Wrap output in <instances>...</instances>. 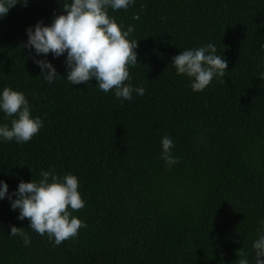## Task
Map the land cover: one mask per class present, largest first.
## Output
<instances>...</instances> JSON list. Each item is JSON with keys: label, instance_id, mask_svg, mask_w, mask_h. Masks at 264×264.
I'll return each instance as SVG.
<instances>
[{"label": "trees", "instance_id": "16d2710c", "mask_svg": "<svg viewBox=\"0 0 264 264\" xmlns=\"http://www.w3.org/2000/svg\"><path fill=\"white\" fill-rule=\"evenodd\" d=\"M18 2L0 20V90L23 92L44 126L30 142H0V181L11 193L41 170L74 174L85 206L72 215L86 227L57 246L0 200V264H238L241 248L253 259L264 221V0H135L110 9L138 42L130 86L145 95L124 104L95 80L72 86L65 57L22 47L26 29L50 24L66 0ZM208 43L228 70L194 92L171 61ZM33 57L60 77L48 84ZM4 123L11 118L0 113ZM163 136L179 161L170 168ZM13 225L30 245L10 235Z\"/></svg>", "mask_w": 264, "mask_h": 264}, {"label": "clouds", "instance_id": "9594fccd", "mask_svg": "<svg viewBox=\"0 0 264 264\" xmlns=\"http://www.w3.org/2000/svg\"><path fill=\"white\" fill-rule=\"evenodd\" d=\"M25 6L28 0L23 2ZM135 0H66L61 14H54L51 23L43 21L26 29L27 41L23 48L34 50L36 57H65L66 79L73 85L88 84L95 80L99 90L114 95L121 104L132 103L133 97L142 99V88L130 86L129 68L137 64V44L129 39L135 31L133 26L122 30L109 10H127ZM19 4L18 0H0V20ZM139 20V15L133 16ZM41 69L48 84L55 82L60 75L47 59L32 58ZM176 75L186 76L191 81L194 92L205 91L214 78L219 80L228 70L224 54L219 55L216 46H205L181 51L172 58ZM264 80V73L260 74ZM0 113L11 118L10 125L0 124V142L15 141L19 144L30 142L44 126L40 117H33L29 100L23 92L5 87L0 90ZM161 159L166 167L179 163L172 155L174 143L169 136L161 138ZM51 168L41 170L39 180L20 181L15 191H9L6 181H0V200L7 199L11 210L18 212V220L26 218L29 228L50 241L60 245L63 241L77 235L84 222L72 215L82 209L85 202L78 191L77 176L68 173L63 176L53 174ZM71 209V211L69 210ZM11 236L21 237L24 245L31 243L23 228L11 227ZM253 259L239 249L238 264H264V221H261L257 238L252 243Z\"/></svg>", "mask_w": 264, "mask_h": 264}]
</instances>
